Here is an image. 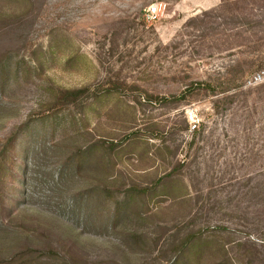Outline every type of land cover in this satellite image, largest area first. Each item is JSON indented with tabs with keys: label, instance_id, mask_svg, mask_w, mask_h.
Listing matches in <instances>:
<instances>
[{
	"label": "rangeland",
	"instance_id": "obj_1",
	"mask_svg": "<svg viewBox=\"0 0 264 264\" xmlns=\"http://www.w3.org/2000/svg\"><path fill=\"white\" fill-rule=\"evenodd\" d=\"M29 119L0 264H264V0H0V147Z\"/></svg>",
	"mask_w": 264,
	"mask_h": 264
},
{
	"label": "trees",
	"instance_id": "obj_2",
	"mask_svg": "<svg viewBox=\"0 0 264 264\" xmlns=\"http://www.w3.org/2000/svg\"><path fill=\"white\" fill-rule=\"evenodd\" d=\"M20 62H18L17 64H19ZM90 88L89 87H80V88H73V89H64L62 90L60 93H58L55 96V99L53 101V103L51 104V107L49 108H60L66 104H70V103H77L78 101L83 100V98L85 97H90L91 94L93 93H89ZM95 95H93L94 98H100L102 96V94H98V93H94ZM166 99V98H164ZM32 119H29V121H27V123L23 124V125H19L17 126L5 139V142L2 144V146L0 147V186L2 183H4L5 178L8 177V175L10 176V180L9 181H14V177L13 172H14V164H16L14 161L16 159V148H17V141L19 139V135L21 133V131L24 130V127L27 126L29 124V122ZM112 147L114 146V148L117 147L118 144L116 143H111ZM112 148V149H114ZM8 160V161H7ZM10 162V163H9ZM4 166V167H3ZM4 172V173H3ZM5 172L6 176H4ZM148 193V192H152V189H148V188H141L139 189L138 185H135L132 189H130V191L128 192V197H133V196H137L138 193ZM196 237H198V235H196L195 233L187 236L184 240L183 243L180 245V247H187L188 245H191L192 242L196 239ZM178 261L175 263L173 262L172 264H177ZM9 264H28L25 261H23L21 258H15L13 259L12 262H9Z\"/></svg>",
	"mask_w": 264,
	"mask_h": 264
},
{
	"label": "built area",
	"instance_id": "obj_3",
	"mask_svg": "<svg viewBox=\"0 0 264 264\" xmlns=\"http://www.w3.org/2000/svg\"><path fill=\"white\" fill-rule=\"evenodd\" d=\"M148 12H149L148 13L149 16L155 15L158 12V6L154 5V6L150 7Z\"/></svg>",
	"mask_w": 264,
	"mask_h": 264
}]
</instances>
